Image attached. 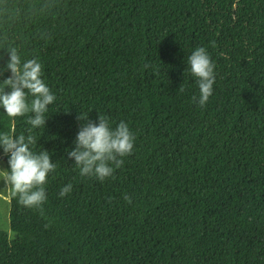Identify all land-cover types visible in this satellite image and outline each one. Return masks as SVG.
I'll return each mask as SVG.
<instances>
[{
  "label": "trees",
  "instance_id": "obj_1",
  "mask_svg": "<svg viewBox=\"0 0 264 264\" xmlns=\"http://www.w3.org/2000/svg\"><path fill=\"white\" fill-rule=\"evenodd\" d=\"M201 47L203 108L186 71ZM12 50L56 100L45 128L0 109V133L32 135L56 169L42 212L11 195L0 264H264V0H0V81ZM98 114L135 137L104 181L66 156Z\"/></svg>",
  "mask_w": 264,
  "mask_h": 264
},
{
  "label": "clouds",
  "instance_id": "obj_2",
  "mask_svg": "<svg viewBox=\"0 0 264 264\" xmlns=\"http://www.w3.org/2000/svg\"><path fill=\"white\" fill-rule=\"evenodd\" d=\"M147 67L149 65L146 64ZM214 68L203 47L197 48L188 57L186 71H190L199 88V96L192 99L201 108L213 94ZM6 71L11 75L0 81V109L13 120L31 113L27 120L31 128H45L48 120L45 114L56 96L42 79L41 63L36 59L21 63L20 57L12 50ZM179 91H183L182 86ZM77 120L82 123L73 142L74 147L66 150V156L74 161L82 177H95L99 181L112 177L114 171L123 165L124 158L132 154L133 133L125 122L121 121L113 128L109 119L99 114L96 121L83 115H78ZM35 143L32 135L0 133V149L8 157V168L0 169V181L5 183L3 191L18 197L20 205L42 212V205L47 199L44 185L49 173L55 171L56 164L48 151L34 153L31 146ZM71 191L72 185L67 184L61 188L59 195L64 197ZM124 199L131 203L129 196L125 195Z\"/></svg>",
  "mask_w": 264,
  "mask_h": 264
},
{
  "label": "rangeland",
  "instance_id": "obj_3",
  "mask_svg": "<svg viewBox=\"0 0 264 264\" xmlns=\"http://www.w3.org/2000/svg\"><path fill=\"white\" fill-rule=\"evenodd\" d=\"M0 169H6L4 158L0 155ZM5 188V183L0 181V191ZM11 192H0V232L6 231L9 233V237L13 238L10 225V209H11Z\"/></svg>",
  "mask_w": 264,
  "mask_h": 264
}]
</instances>
